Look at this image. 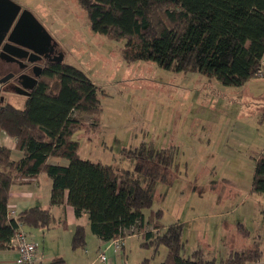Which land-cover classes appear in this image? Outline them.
<instances>
[{
    "label": "trees",
    "instance_id": "trees-1",
    "mask_svg": "<svg viewBox=\"0 0 264 264\" xmlns=\"http://www.w3.org/2000/svg\"><path fill=\"white\" fill-rule=\"evenodd\" d=\"M78 1L93 31L125 41L123 54L128 61L152 60L168 70L199 72L236 87L257 78L264 66V0ZM100 93L85 71L56 62L23 109L11 104L0 109V129L14 137L24 153L15 159L11 149L0 144V249L12 247L20 223L41 228L54 223L51 210L42 206L9 217L12 185L45 172L53 182L52 204L67 200L77 216L88 212L91 230L104 240L137 233L147 222L152 227L144 244L153 248V257L160 245L168 248L161 264L261 263L264 250L259 242L230 249L220 257H209L201 247L183 255L182 223L165 227L161 209L152 210L146 220L144 210L153 206L156 184L170 185L176 177V149L142 143L128 150L127 155L137 162L138 176L81 158L80 143L73 136L82 128L84 115H91L92 123L98 124L103 109ZM50 157L66 158L69 164L49 163ZM253 157L252 189L264 193V151ZM238 228L245 235L250 233L242 223ZM72 244L85 247L84 227L78 226ZM62 262L59 258L44 264Z\"/></svg>",
    "mask_w": 264,
    "mask_h": 264
},
{
    "label": "rangeland",
    "instance_id": "rangeland-1",
    "mask_svg": "<svg viewBox=\"0 0 264 264\" xmlns=\"http://www.w3.org/2000/svg\"><path fill=\"white\" fill-rule=\"evenodd\" d=\"M15 1L46 24L64 62L85 71L101 91L98 124L84 115V126L74 134L81 158L138 176L128 150L142 143L176 149V177L170 185L156 184L153 206L144 210L146 220L152 210L161 209L165 227L182 223L183 255L201 247L209 257H220L229 248L255 242L264 250V193L252 189L253 156L264 151V85L248 93L249 84L227 86L199 72L168 70L152 60L128 61L125 41L93 31L78 0ZM25 100L0 88V107L12 101L23 109ZM54 159L69 164L66 158ZM240 223L249 234L239 231ZM132 250L137 256L138 250ZM148 251L140 260L161 264L168 248L160 245L154 257L153 248Z\"/></svg>",
    "mask_w": 264,
    "mask_h": 264
},
{
    "label": "crops",
    "instance_id": "crops-1",
    "mask_svg": "<svg viewBox=\"0 0 264 264\" xmlns=\"http://www.w3.org/2000/svg\"><path fill=\"white\" fill-rule=\"evenodd\" d=\"M261 78L263 77L253 78L248 81L243 87L246 88L249 84L245 92L250 93L252 92L251 89L263 86L264 80L260 81ZM0 144L11 149L13 158L19 159L23 157L24 153L17 148L16 139L2 129H0ZM54 158L58 157H50L48 162L52 164H61ZM45 174L46 173L43 172L36 177L27 178L24 181L13 184L10 191L9 202V211H14V213L9 215L10 218H16L19 213L34 206H42L43 208L51 210L53 213L54 223L49 228L29 227L27 225L22 227L39 243V258L42 263H50L59 258L64 261V263L62 262L60 264L151 263L150 260L148 261L149 258L141 260L140 258H143L144 254L149 255L148 249L151 247L145 245L144 242L147 241L146 232L150 230L149 228L152 227V225L146 222L141 231L132 234L128 233L126 237L123 238L124 245L122 248H116L111 242L112 240H104L91 230L88 212H84L81 216H77L74 207L68 204L67 200L62 204H52L51 194L53 182L52 179ZM78 226L84 227L86 232V244L85 247L82 248H74L72 244ZM128 240H130V247L128 246ZM243 247L247 246H245V244L239 246V248ZM233 248L235 247L229 248L226 253ZM132 249L138 250L137 256L139 257L137 260H134L137 256L130 253V251H133ZM101 252L106 254V260L100 258ZM18 256V250L13 244L10 248L0 249V264H18Z\"/></svg>",
    "mask_w": 264,
    "mask_h": 264
},
{
    "label": "flooded vegetation",
    "instance_id": "flooded-vegetation-1",
    "mask_svg": "<svg viewBox=\"0 0 264 264\" xmlns=\"http://www.w3.org/2000/svg\"><path fill=\"white\" fill-rule=\"evenodd\" d=\"M24 9L26 8L22 6L19 13L11 21V24L7 26L8 29L1 31L0 88L2 90L5 88L8 93L15 92L18 95L26 96V104L28 97L32 94L36 86L42 82L51 65L56 62H64V59L60 44L54 38L53 33L48 30L46 24L39 19L44 29L40 28L38 30L37 27L27 28V32L32 30L36 36L26 35L23 31L18 33V19ZM44 32L46 35L48 32L51 37L48 35L45 36ZM38 37L41 38V43L38 40L35 41L32 39H38ZM18 40L31 44L40 53H37L32 48L19 44ZM7 104L13 105L12 101ZM5 105L0 107V109Z\"/></svg>",
    "mask_w": 264,
    "mask_h": 264
},
{
    "label": "water",
    "instance_id": "water-1",
    "mask_svg": "<svg viewBox=\"0 0 264 264\" xmlns=\"http://www.w3.org/2000/svg\"><path fill=\"white\" fill-rule=\"evenodd\" d=\"M21 5L15 2L14 0H0V35L1 31H6L8 28L7 26L11 24V21L15 18L17 13L21 10ZM28 27H37L38 30L40 28L44 29V26L41 24V22L38 20V18L35 16V14L29 10L24 9L18 19V33H25L26 35L36 36L32 30H29L27 32ZM45 36L51 37V35L47 32H44ZM33 40H38L40 42L41 38H32ZM19 44H22L23 46L32 48L37 53H40L37 49H34V47L26 42H22L18 40ZM41 43V42H40Z\"/></svg>",
    "mask_w": 264,
    "mask_h": 264
},
{
    "label": "built area",
    "instance_id": "built-area-1",
    "mask_svg": "<svg viewBox=\"0 0 264 264\" xmlns=\"http://www.w3.org/2000/svg\"><path fill=\"white\" fill-rule=\"evenodd\" d=\"M258 77H264V66L258 72ZM14 213V211H9V215ZM23 224L20 223L19 230L13 237V244L17 248L19 256L17 258L18 264H44L39 258V243L33 238H30L28 233L22 228ZM134 232L137 231L136 228L132 229ZM123 236L113 239L111 242L116 248H122L124 245ZM100 258L106 260L107 256L105 253H100ZM259 264V263H257Z\"/></svg>",
    "mask_w": 264,
    "mask_h": 264
}]
</instances>
